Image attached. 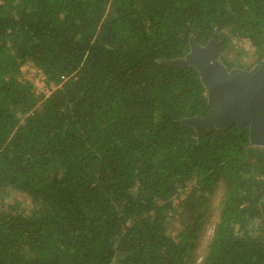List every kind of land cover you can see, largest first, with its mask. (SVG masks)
Masks as SVG:
<instances>
[{
  "label": "trees",
  "instance_id": "obj_1",
  "mask_svg": "<svg viewBox=\"0 0 264 264\" xmlns=\"http://www.w3.org/2000/svg\"><path fill=\"white\" fill-rule=\"evenodd\" d=\"M192 39L250 69L264 0H0V264H193L219 187L199 264H264V147L183 122L209 110L165 62Z\"/></svg>",
  "mask_w": 264,
  "mask_h": 264
},
{
  "label": "water",
  "instance_id": "obj_2",
  "mask_svg": "<svg viewBox=\"0 0 264 264\" xmlns=\"http://www.w3.org/2000/svg\"><path fill=\"white\" fill-rule=\"evenodd\" d=\"M221 49L214 39L205 45L192 39L184 57L165 61L174 67L194 66L206 87L208 112L183 122L198 136L214 128L248 127L251 144L264 147V57L250 69L229 70L221 62Z\"/></svg>",
  "mask_w": 264,
  "mask_h": 264
},
{
  "label": "rangeland",
  "instance_id": "obj_3",
  "mask_svg": "<svg viewBox=\"0 0 264 264\" xmlns=\"http://www.w3.org/2000/svg\"><path fill=\"white\" fill-rule=\"evenodd\" d=\"M240 45L245 50H247V51L250 50V46H249L248 42L243 41L241 44H238L237 46H240ZM253 56L254 55L250 53V55L242 57L243 58L242 63H243L244 67H249L251 65L252 66L255 65L254 64L255 57H253ZM233 69H235V68H233ZM241 69H243V68H241ZM34 83H35V86H36L38 92H41L43 90L42 89L43 88L42 83L39 80H34ZM220 190H221V187L217 188L216 191L211 195L212 206L215 207V210L200 233L199 241L197 243L195 253H194L193 264H199V262L201 260V256L203 254L204 247H205L209 237L211 236L213 226H214L215 221L217 219L216 206H217L218 200L220 198V194H221ZM6 202L17 205L19 209L27 211V212H29L31 209H33V204H32L31 199L22 193L13 192L9 196V198L6 200ZM176 228L177 227L172 229L174 234L176 233Z\"/></svg>",
  "mask_w": 264,
  "mask_h": 264
}]
</instances>
